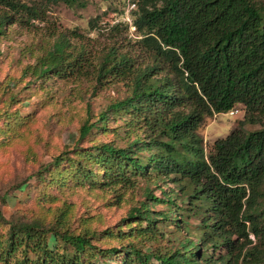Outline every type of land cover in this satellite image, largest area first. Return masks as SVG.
<instances>
[{"label":"trees","instance_id":"trees-1","mask_svg":"<svg viewBox=\"0 0 264 264\" xmlns=\"http://www.w3.org/2000/svg\"><path fill=\"white\" fill-rule=\"evenodd\" d=\"M0 0L3 19L30 22L45 7L78 0ZM136 4L131 19L133 41L147 60L112 46L93 66L83 48L69 51L65 35L53 44L41 72L60 75L83 73L87 66L97 84L123 81L128 94L109 105V110L129 114L144 136L125 147L111 142L95 145L91 154L104 166L110 183L131 185L132 175L168 179L182 194L199 219V236H184L177 247L165 252L133 249L146 264H264V0H131ZM123 25V26H121ZM129 27L122 21L111 30ZM241 106L242 123L258 124L254 130L232 129L217 138L207 151L198 133L206 117ZM89 117L79 127L78 140L106 120ZM64 150L50 166H58ZM146 152L145 156L140 153ZM154 175V176H153ZM44 178V170L37 173ZM163 195L167 193L163 190ZM6 197V194L2 197ZM149 199L165 202L164 212H150L143 202L132 208L130 218L156 234L155 215L169 218L176 203L169 196ZM0 220H4L0 211ZM64 211L53 220L1 221L7 231L0 236V264H84L95 248L94 232L70 229ZM184 223V224H183ZM178 227L186 221L176 218ZM116 252L115 248L106 250Z\"/></svg>","mask_w":264,"mask_h":264},{"label":"rangeland","instance_id":"rangeland-1","mask_svg":"<svg viewBox=\"0 0 264 264\" xmlns=\"http://www.w3.org/2000/svg\"><path fill=\"white\" fill-rule=\"evenodd\" d=\"M130 2L58 3L46 6L45 12L30 22L9 17L0 26V211L4 220L41 218L45 222L64 211L71 230L87 228L95 234V248L85 254L84 264H144L135 258L133 249L165 252L177 247L184 236L192 240L199 236V219L182 201L175 183L135 174H129L131 185L110 183L104 166L91 155L97 144L111 142L125 147L144 136L143 128L131 123L128 113L107 111L111 103L128 94L124 82L97 84L91 66L83 73L69 75H60L55 69L40 70L60 35L68 38L65 49L77 52L83 48L93 66L112 46L144 64V54L133 43L137 32L129 27L122 29L123 25L111 30L126 14H132ZM2 14L0 9V20ZM105 111L106 120L78 140V129L86 118L99 122ZM243 120V111L234 116L224 112L206 117L198 129L205 150L234 128L250 131L259 127ZM64 150L68 154L60 164L46 172L44 167ZM40 170H44L42 179L37 177ZM150 193L157 198L169 196L176 202L172 208L177 212H171L169 218L154 216L159 229L156 234L142 232L145 222L129 217L130 210L143 202L150 212L167 210L165 202L149 199ZM179 215L187 227L176 225ZM4 220H0V236L7 231V225L1 222ZM109 248L117 251L108 253ZM146 264L159 263L151 258Z\"/></svg>","mask_w":264,"mask_h":264},{"label":"built area","instance_id":"built-area-1","mask_svg":"<svg viewBox=\"0 0 264 264\" xmlns=\"http://www.w3.org/2000/svg\"><path fill=\"white\" fill-rule=\"evenodd\" d=\"M136 4L134 2H130V10H133L135 8ZM127 16L124 18V20L122 21H126L129 24V28L131 30H134L135 27L132 24V19H131V15L130 14H126ZM242 111V109H239L238 107L232 108L229 111L226 112V114L230 115V116H234L236 113Z\"/></svg>","mask_w":264,"mask_h":264}]
</instances>
